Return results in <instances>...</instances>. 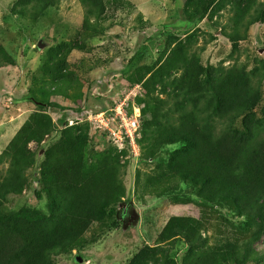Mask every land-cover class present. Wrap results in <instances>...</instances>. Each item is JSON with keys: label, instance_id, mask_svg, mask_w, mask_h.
I'll use <instances>...</instances> for the list:
<instances>
[{"label": "trees", "instance_id": "1", "mask_svg": "<svg viewBox=\"0 0 264 264\" xmlns=\"http://www.w3.org/2000/svg\"><path fill=\"white\" fill-rule=\"evenodd\" d=\"M62 1L19 0L14 12L37 22ZM78 1L84 8L83 34L94 38L102 30L100 21L107 11L104 0ZM217 1H211L205 16ZM246 1L235 5L234 31L228 36L234 52L252 25L264 23V3ZM246 18L249 21L241 33ZM174 44L157 66L132 82L142 85L155 103L153 111L142 119L138 146L152 159L166 146L185 145L186 151L174 159L175 177L200 189L204 206L229 207L245 221L246 228L240 230L228 223L234 228L230 235L209 249L200 247L210 226L202 205L200 219L172 217L156 247L140 252L131 264H176L171 259L170 242L182 239L194 248L185 264L252 259L255 244L264 242V108L257 118L264 101V79L238 65L205 69L199 56L191 53L192 47ZM16 65L0 45V69ZM160 87L165 89V98L157 95ZM55 90L68 100L78 99L67 96V85ZM28 94L38 110L0 154V166L8 165L5 175L0 173V264H54V258L81 248L90 227L103 221L127 195L123 181L126 166L119 154L88 165L84 154L89 127L73 126L64 128L60 141L44 151L43 192L54 205L53 215L45 218L38 211H4L9 197L21 196L27 189L38 149L57 130L47 110L60 106L51 102L49 91L30 89ZM32 144L37 145L36 150L30 148ZM36 195L41 198V193Z\"/></svg>", "mask_w": 264, "mask_h": 264}, {"label": "rangeland", "instance_id": "2", "mask_svg": "<svg viewBox=\"0 0 264 264\" xmlns=\"http://www.w3.org/2000/svg\"><path fill=\"white\" fill-rule=\"evenodd\" d=\"M18 1L0 0V45L17 63L9 67L7 79L0 76V128L9 126V133L0 139V154L18 128L38 110L28 94L30 89L48 90L51 102L60 107L47 110L57 130L38 149L37 165L28 174L30 183L21 196L8 198L6 213L38 211L45 218L53 215L54 205L43 192L44 151L60 141L64 123L75 119L71 111L78 113L80 120L96 116L101 109L128 118L140 113L142 123L155 103L142 85L132 82L157 66L175 42L192 47L191 53L199 56L205 69L238 65L264 79V23L249 28L236 52L228 38L234 31L235 5L246 4V0H218L206 16L212 0H104L107 11L100 21L101 33L94 38L83 34L84 8L78 0H63L37 22L15 14ZM257 2L263 4L264 0ZM248 21L246 18L240 26L241 33ZM66 85L67 96L77 100L57 94L55 89ZM164 91L160 87L157 95L165 98ZM263 108L264 101L257 118H261ZM85 125L89 127L84 154L88 165L118 153L121 164L126 166L123 181L127 195L103 221L90 227L81 248L54 258V264H131L140 252L156 247L172 217L201 218L200 189L175 177L174 159L186 151L185 145L166 146L148 159L146 149L140 147L135 154L127 150L120 153L100 124L101 130L89 120L74 126ZM242 125L241 121L238 128ZM30 148L36 150L37 145ZM7 168V164L0 166L1 175ZM37 193H41L40 199ZM178 201L182 203L176 204ZM203 209L210 226L199 244L202 248L209 249L230 235L234 228L228 223L240 230L246 228L245 221L229 207L203 205ZM120 213L131 219H121ZM170 244L171 259L185 264L194 248L183 239ZM254 249L252 259H230L227 264H264V242L258 241Z\"/></svg>", "mask_w": 264, "mask_h": 264}, {"label": "built area", "instance_id": "3", "mask_svg": "<svg viewBox=\"0 0 264 264\" xmlns=\"http://www.w3.org/2000/svg\"><path fill=\"white\" fill-rule=\"evenodd\" d=\"M71 112L72 115H76L75 119H72L73 121H69L68 119L67 120L68 123L65 122L64 123L65 127H62V129L73 127L74 125L89 120L90 122L92 121L93 123H95V127L97 129L101 128L99 124L104 128L105 130L104 133L107 135L108 140L111 141L112 145H114L115 148L119 150V152H124L126 150L133 152L134 154L137 152V149L139 147L138 140L140 139V133H141L140 113L138 114L139 116L128 118L122 113L115 114V112L112 110L103 111L101 109L100 112L96 114V116L91 114L90 117L86 118L85 115L83 116L85 118L80 120L77 119L78 113H75L73 111ZM87 113H89V111L86 112V114ZM106 114H108L109 116L111 115L112 117L108 118ZM72 115L70 114L69 116ZM101 117H102V121L100 120Z\"/></svg>", "mask_w": 264, "mask_h": 264}, {"label": "crops", "instance_id": "4", "mask_svg": "<svg viewBox=\"0 0 264 264\" xmlns=\"http://www.w3.org/2000/svg\"><path fill=\"white\" fill-rule=\"evenodd\" d=\"M8 70H10V68L8 67V68H3V69H0V76H9L10 74H11V71H10V73H8ZM7 71V73H5ZM7 77H6V79H7ZM1 78V77H0ZM8 82V81H7ZM26 122V121H25ZM24 125V124H23ZM22 125V126H23ZM21 126V127H22ZM21 127L20 128H18V130L13 134V136L14 135H16V133L21 129ZM9 129V126L8 127H5V128H0V139L2 138V137H5V135H6V132L7 133H9L7 130ZM14 138V137H13ZM12 137H11V139L5 144V146H4V148H3V150H5L6 149V147L9 145V143H10V141L13 139Z\"/></svg>", "mask_w": 264, "mask_h": 264}, {"label": "flooded vegetation", "instance_id": "5", "mask_svg": "<svg viewBox=\"0 0 264 264\" xmlns=\"http://www.w3.org/2000/svg\"><path fill=\"white\" fill-rule=\"evenodd\" d=\"M128 215H129V212H128ZM128 215L125 216V215H123V213H120V218L123 219V220H125V221H128V220L131 219V216H129V217H130V218H129ZM127 219H128V220H127Z\"/></svg>", "mask_w": 264, "mask_h": 264}, {"label": "water", "instance_id": "6", "mask_svg": "<svg viewBox=\"0 0 264 264\" xmlns=\"http://www.w3.org/2000/svg\"><path fill=\"white\" fill-rule=\"evenodd\" d=\"M128 220V219H127Z\"/></svg>", "mask_w": 264, "mask_h": 264}]
</instances>
